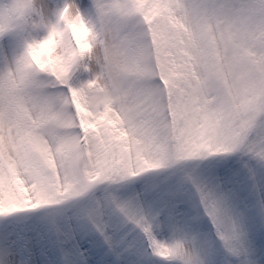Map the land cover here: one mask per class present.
Returning a JSON list of instances; mask_svg holds the SVG:
<instances>
[{
	"label": "snow or ice",
	"instance_id": "1",
	"mask_svg": "<svg viewBox=\"0 0 264 264\" xmlns=\"http://www.w3.org/2000/svg\"><path fill=\"white\" fill-rule=\"evenodd\" d=\"M0 264H264V0H0Z\"/></svg>",
	"mask_w": 264,
	"mask_h": 264
}]
</instances>
